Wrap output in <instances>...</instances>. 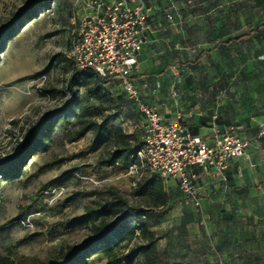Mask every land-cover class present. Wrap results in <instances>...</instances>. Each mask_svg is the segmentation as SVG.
Segmentation results:
<instances>
[{
  "label": "rangeland",
  "instance_id": "374dc122",
  "mask_svg": "<svg viewBox=\"0 0 264 264\" xmlns=\"http://www.w3.org/2000/svg\"><path fill=\"white\" fill-rule=\"evenodd\" d=\"M153 1L157 9L151 15L154 24L151 34L157 40L148 43L146 50L155 51V59H161L164 68L185 69H151L148 75L164 73L166 81L174 80L183 89L194 84L199 90L208 78L222 76L231 87L239 69H198L206 53L225 49L227 52L221 58L235 67H244L252 56L264 54V41L259 39L260 34L264 37V28H261L264 0ZM29 2L0 0V26L15 19ZM78 13L74 0H51L49 4L36 6L34 13L3 39L0 48V161L19 149L33 123L68 98L65 85L73 65L67 52L72 21ZM239 35L244 37L237 40ZM42 74L47 75V80L38 88L37 79ZM105 91L109 95L104 105L118 113L116 122L127 134L135 133L137 139L142 140L143 117L135 110L119 81L107 85ZM89 102L98 105L94 99ZM92 137L93 132L89 131L78 140L68 142L59 128L45 151L27 159L21 177L7 180L0 176L1 254L11 256L17 264H36L59 257L68 247L96 235L92 223L70 229L59 223L84 213L86 207L95 206L97 201L112 198L113 194L134 207H146V196L137 195L135 188L149 173L143 171L141 180L134 185V176L124 175L125 170L99 165L98 160L112 152V144L80 154ZM74 167L79 170L67 172ZM84 193L89 194L83 196ZM180 195L177 191L176 196ZM197 210L199 213L200 208ZM21 212L27 213L29 225L16 219ZM174 231L167 234L173 236ZM257 233L255 255L251 246L249 257L248 243L241 244L240 248L231 247L232 253H238L239 261L225 262L221 249L215 244L207 246L202 236H198L194 240L182 238L173 245L158 238L148 250V256L140 254L130 264H264V225L260 220ZM195 240L198 246L190 248ZM144 242L136 236L120 252ZM206 254L210 258L203 257ZM106 259V254L93 252L87 264H104Z\"/></svg>",
  "mask_w": 264,
  "mask_h": 264
},
{
  "label": "crops",
  "instance_id": "0c3cea01",
  "mask_svg": "<svg viewBox=\"0 0 264 264\" xmlns=\"http://www.w3.org/2000/svg\"><path fill=\"white\" fill-rule=\"evenodd\" d=\"M154 12L152 9L148 17L151 24L148 32L150 42L157 40L151 34L154 25L151 15ZM259 39L264 41L262 34ZM146 46L138 55L133 78L148 103L168 119L173 118L176 111H181L188 128L209 144L218 142L226 132L245 137L250 143L246 155L232 159L223 173H217L214 169L199 172V213L180 192L175 181L170 180L166 187H169L172 208L164 215L158 209L147 211L143 216L145 225L159 240L163 238L165 243L171 245L182 241V238L194 240L202 236L207 246L215 244L221 249L225 262L240 260L238 253L236 255L230 251L232 246L240 248L241 244L248 243L249 257L251 246H254L252 251L255 255L258 220L264 225V54L256 58L252 56L244 67H235L221 58L227 52L225 49L208 51L198 69H239L236 81L230 87L222 76L208 78L201 90L194 84L183 89L177 83L180 101L176 106L168 92L175 81H166L164 73L157 76L146 73L151 69L185 68H164L165 63L155 59V51L146 50ZM177 191L180 196H176ZM172 229L175 230L174 237L171 233L167 234ZM196 246L198 243L195 240L190 248ZM206 256L210 258L209 254L203 255Z\"/></svg>",
  "mask_w": 264,
  "mask_h": 264
},
{
  "label": "trees",
  "instance_id": "16d2710c",
  "mask_svg": "<svg viewBox=\"0 0 264 264\" xmlns=\"http://www.w3.org/2000/svg\"><path fill=\"white\" fill-rule=\"evenodd\" d=\"M50 1L30 0L15 19L0 26V48L3 39L12 33L23 19L32 15L36 6L49 4ZM145 1L152 9H157L153 0ZM261 26L264 28V23ZM243 37L239 35L237 40ZM117 81L112 77H103L91 68L72 69L65 85V95L68 98L33 123L28 131V137L19 149L0 161L1 178L15 180L21 177L25 173L24 164L27 159L45 151L48 141L59 128L63 130L68 142L76 141L92 131L93 137L90 143L81 150L80 154L93 152L103 144H112V152L99 159L98 164L114 167L119 171L126 170L134 162L142 140H138L135 133L127 134L123 131L116 122L118 113L104 105L109 95L105 87ZM89 99L96 100L98 105L91 104ZM71 125L75 127L71 129ZM192 133L195 134L194 131ZM77 170L79 168L74 167L67 172ZM135 193L146 196V207H134L121 196L113 194L112 198L97 201L95 206L86 207L84 213L59 223L65 229L83 223H92L96 235L92 239L68 247L59 257H52L36 264H87L93 252L106 254L107 259L104 264L122 262L130 264L140 254L148 256V250L158 237L148 225H145L143 216L151 209H159L161 215L167 214L173 204L169 203L170 194L166 185L155 174L139 182ZM88 194L84 193L83 196ZM26 217L27 213L21 212L16 219L22 220ZM136 236H140L145 242L129 248L124 253L120 252L121 248ZM0 264H17V262L11 256L0 253Z\"/></svg>",
  "mask_w": 264,
  "mask_h": 264
},
{
  "label": "built area",
  "instance_id": "2783aa9c",
  "mask_svg": "<svg viewBox=\"0 0 264 264\" xmlns=\"http://www.w3.org/2000/svg\"><path fill=\"white\" fill-rule=\"evenodd\" d=\"M79 13L72 21L71 43L67 58L73 69L91 68L103 77L119 81L123 92L133 101L143 117L142 145L124 175L134 176V185L143 171L159 176L166 185L173 180L180 192L201 208L197 180L200 171L214 169L223 173L230 161L245 156L250 140L226 132L215 144L192 133L181 111L166 118L148 103L133 78L138 55L151 40L148 17L151 6L145 0H74ZM171 19V15L167 14ZM40 86L47 75L38 77ZM174 82L169 95L176 106L180 95ZM30 224V219L20 220Z\"/></svg>",
  "mask_w": 264,
  "mask_h": 264
}]
</instances>
